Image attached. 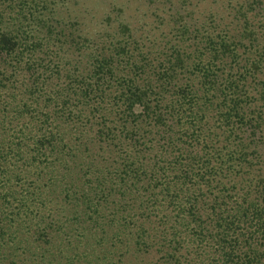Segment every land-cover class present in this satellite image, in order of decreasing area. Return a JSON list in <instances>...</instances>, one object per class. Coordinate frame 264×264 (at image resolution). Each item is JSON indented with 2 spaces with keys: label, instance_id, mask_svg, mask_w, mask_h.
Returning a JSON list of instances; mask_svg holds the SVG:
<instances>
[{
  "label": "trees",
  "instance_id": "1",
  "mask_svg": "<svg viewBox=\"0 0 264 264\" xmlns=\"http://www.w3.org/2000/svg\"><path fill=\"white\" fill-rule=\"evenodd\" d=\"M129 1L0 0V264H264V0Z\"/></svg>",
  "mask_w": 264,
  "mask_h": 264
},
{
  "label": "rangeland",
  "instance_id": "2",
  "mask_svg": "<svg viewBox=\"0 0 264 264\" xmlns=\"http://www.w3.org/2000/svg\"><path fill=\"white\" fill-rule=\"evenodd\" d=\"M81 1H85V2L89 3L90 5H92L93 9H96L99 11L104 5V1L106 2L107 0H81ZM135 1L136 0L126 2V5L128 7H133V4ZM137 7H138V5L135 7V9L131 10L132 12H130V13H133L131 16V19L127 18V19L131 20V22H134V19H136L138 17Z\"/></svg>",
  "mask_w": 264,
  "mask_h": 264
}]
</instances>
